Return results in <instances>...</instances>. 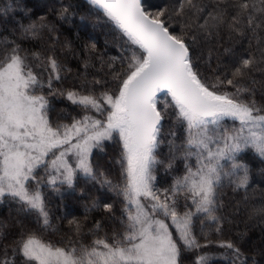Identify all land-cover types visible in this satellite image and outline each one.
<instances>
[{
  "label": "snow or ice",
  "instance_id": "1",
  "mask_svg": "<svg viewBox=\"0 0 264 264\" xmlns=\"http://www.w3.org/2000/svg\"><path fill=\"white\" fill-rule=\"evenodd\" d=\"M21 2L0 16L24 12ZM87 3L81 15L61 0L51 18L0 36V203L10 205L0 264H249L244 234L226 233L223 196L247 193V153L264 162V0H173L155 11L145 0ZM77 15L114 33L120 55L62 40ZM96 62L107 79L89 72ZM57 97L76 115L53 120ZM107 147L106 166L96 157ZM81 181L103 195L62 233L48 192ZM92 211L101 215L89 224Z\"/></svg>",
  "mask_w": 264,
  "mask_h": 264
},
{
  "label": "trees",
  "instance_id": "2",
  "mask_svg": "<svg viewBox=\"0 0 264 264\" xmlns=\"http://www.w3.org/2000/svg\"><path fill=\"white\" fill-rule=\"evenodd\" d=\"M9 0H0V7H3ZM66 3L67 0H64ZM173 0H145V3L150 7V10L155 11L157 7H164L167 4L172 3ZM61 0H22L20 7L25 9L24 12L17 10L15 14H9V16H0V36H9L14 28L17 29V21L23 20L24 23L31 20H37L41 16H49L51 18L50 9L53 7H59ZM73 3L79 5V13L82 15L87 12L90 7L86 0H73ZM61 31L63 40L65 37L72 41V47L77 48L83 41H94L97 43L98 49L105 53V58L109 56H119L120 48L118 45L121 41L116 37L114 33H110L103 25L93 27L88 21H82L80 15L73 18L71 24H64ZM77 33L79 39H76ZM107 41V44L105 43ZM35 42L24 41V47H33ZM255 41H252L253 47ZM249 46L248 40H243L241 44L234 45L238 51L247 49ZM222 51V49H220ZM68 55V66L73 69L69 75V81H73V77L76 75V69L78 67L77 61ZM207 58V51L205 50V59ZM215 59L212 62V66L215 67ZM99 62H96V67L89 69L90 73L96 75L97 79L105 78L103 71H99ZM118 67V65H117ZM202 69L204 65H201ZM106 71V70H105ZM92 75L88 76L91 80ZM259 79V75L257 74ZM258 89L260 85L256 86ZM163 95L159 99L163 103ZM55 111L51 114L53 120L63 119L67 116L69 119L71 116L76 115L74 106L70 102L63 98H55L53 100ZM63 110V111H62ZM67 122V121H65ZM98 151V150H97ZM106 153V154H105ZM114 150L111 147H107L105 152L99 153L96 157L102 164L110 165L113 163L112 156ZM245 159L249 162L251 169L250 187L247 193L241 190L239 193L232 192L231 189L225 190L224 200V214L232 221L230 224H225L226 233L232 237H236L240 234H244L241 241L242 250L246 255L250 257L249 264L252 260H255L256 264H264V254H261V250L264 249V213H261V209H264V162L253 153H247ZM164 173L161 170L159 178H163ZM166 186V185H165ZM67 191V192H66ZM63 194L53 196L55 191H49L48 197L50 200L49 207L52 212V223L57 226L62 233L68 230V220L73 217L83 219L85 215V205H91L92 199L97 196H102L103 193L97 192V190L89 184L81 181L75 189L61 188L60 191ZM110 196L111 193H108ZM247 195V199H245ZM10 205L0 203V220L8 217ZM119 207V205H117ZM100 213L92 211L88 213L89 221L92 223L93 219H100ZM58 217H66V219H57ZM52 230H49L51 233ZM55 239V235L52 236ZM220 264H227V261L223 257L217 256Z\"/></svg>",
  "mask_w": 264,
  "mask_h": 264
},
{
  "label": "rangeland",
  "instance_id": "3",
  "mask_svg": "<svg viewBox=\"0 0 264 264\" xmlns=\"http://www.w3.org/2000/svg\"><path fill=\"white\" fill-rule=\"evenodd\" d=\"M86 1H87V0H86ZM155 1H159V0H155ZM161 96H163V95H161ZM161 96H160V97H161ZM160 97H159V98H160ZM163 101H165V98H163ZM253 154H255V153H253ZM66 192H67V191H66ZM58 194L61 195V194H63V192H55V193L53 194V196H56V195H58Z\"/></svg>",
  "mask_w": 264,
  "mask_h": 264
}]
</instances>
